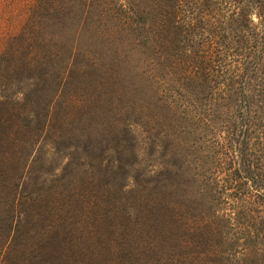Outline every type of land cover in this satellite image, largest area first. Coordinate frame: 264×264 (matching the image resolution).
<instances>
[{"label":"rangeland","instance_id":"374dc122","mask_svg":"<svg viewBox=\"0 0 264 264\" xmlns=\"http://www.w3.org/2000/svg\"><path fill=\"white\" fill-rule=\"evenodd\" d=\"M183 3L54 0L0 88V264H264V198H237L243 180L202 200L210 251L166 237L200 203L197 172L244 144L170 101L166 12ZM243 154L264 178L263 136Z\"/></svg>","mask_w":264,"mask_h":264},{"label":"trees","instance_id":"16d2710c","mask_svg":"<svg viewBox=\"0 0 264 264\" xmlns=\"http://www.w3.org/2000/svg\"><path fill=\"white\" fill-rule=\"evenodd\" d=\"M190 1L166 12L168 27L178 30L167 36V53L179 52L182 61L173 71L178 74L167 78L170 101H180L184 111L193 110L199 122L214 126L228 122L222 130L228 132L229 140L244 136V144L230 146L227 158L218 156L197 172L201 199L196 211L163 219L167 238L177 237V244L203 252L210 251L214 233L222 227L209 221L215 210L202 200L218 198L220 192L228 194L238 179L245 185L237 198H264V178L252 174L251 160L243 154V145H250L255 137L264 138V0H192L187 7ZM53 2L0 0V88L18 79L22 64L29 63L35 33ZM10 71L15 72L13 78Z\"/></svg>","mask_w":264,"mask_h":264}]
</instances>
